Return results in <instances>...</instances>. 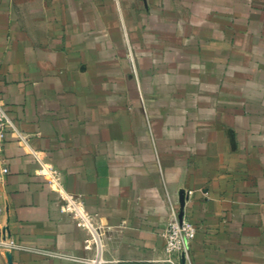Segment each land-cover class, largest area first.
<instances>
[{"label": "crops", "instance_id": "0c3cea01", "mask_svg": "<svg viewBox=\"0 0 264 264\" xmlns=\"http://www.w3.org/2000/svg\"><path fill=\"white\" fill-rule=\"evenodd\" d=\"M0 101V264H86L36 157L102 242L163 252L192 190L191 264H264V0H0Z\"/></svg>", "mask_w": 264, "mask_h": 264}, {"label": "built area", "instance_id": "2783aa9c", "mask_svg": "<svg viewBox=\"0 0 264 264\" xmlns=\"http://www.w3.org/2000/svg\"><path fill=\"white\" fill-rule=\"evenodd\" d=\"M9 126H11V121L0 101V178L8 174L3 150L5 133ZM36 158L39 164L36 175L42 177L47 187L57 195L59 214L85 233L83 250L88 254L85 259L86 264H99L102 235L98 218L87 211L83 196L70 193L65 189L62 173L56 167ZM192 195V190L179 191L177 202L169 205L168 222L161 233L164 239V252L168 255H178L185 264H191L190 246L196 235V228L190 223L184 212ZM10 245H13L12 242Z\"/></svg>", "mask_w": 264, "mask_h": 264}, {"label": "rangeland", "instance_id": "374dc122", "mask_svg": "<svg viewBox=\"0 0 264 264\" xmlns=\"http://www.w3.org/2000/svg\"><path fill=\"white\" fill-rule=\"evenodd\" d=\"M99 264H185L178 255L163 252L136 251L119 237H110L102 242Z\"/></svg>", "mask_w": 264, "mask_h": 264}, {"label": "water", "instance_id": "95a60500", "mask_svg": "<svg viewBox=\"0 0 264 264\" xmlns=\"http://www.w3.org/2000/svg\"><path fill=\"white\" fill-rule=\"evenodd\" d=\"M181 194H182V192L180 193V197H181Z\"/></svg>", "mask_w": 264, "mask_h": 264}]
</instances>
